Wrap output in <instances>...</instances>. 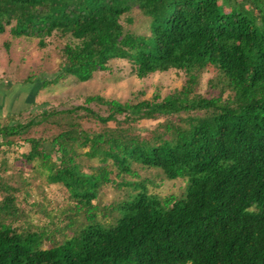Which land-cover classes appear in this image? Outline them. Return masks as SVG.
<instances>
[{
  "label": "trees",
  "instance_id": "1",
  "mask_svg": "<svg viewBox=\"0 0 264 264\" xmlns=\"http://www.w3.org/2000/svg\"><path fill=\"white\" fill-rule=\"evenodd\" d=\"M134 9L148 19L146 34L123 30L121 16L130 21ZM4 32L37 39L40 49L51 36L66 39L56 72L29 75L26 83L85 82L109 71L110 60H126L137 78L175 69L185 80L162 98L88 95L70 109L0 123V264H264V0H0ZM205 69L215 74L217 95L195 93ZM159 117L158 128L138 132L137 122ZM43 121L59 131L22 137ZM19 139L27 144L20 159L62 186L84 216L61 242L45 228L14 225L25 216L16 203L20 187L1 172ZM84 161L95 162L89 172ZM137 167L184 180V193H148ZM105 185L130 189L109 205L116 216L108 224L93 202Z\"/></svg>",
  "mask_w": 264,
  "mask_h": 264
},
{
  "label": "rangeland",
  "instance_id": "2",
  "mask_svg": "<svg viewBox=\"0 0 264 264\" xmlns=\"http://www.w3.org/2000/svg\"><path fill=\"white\" fill-rule=\"evenodd\" d=\"M125 16L122 15L120 18L124 31L136 34L147 33L148 19L138 9L131 12L130 21ZM45 40L47 46L40 49L37 47V39L14 38L8 32L0 34V123L5 124L10 120L24 123L34 115H38L42 109L57 111L70 109L83 104L84 98L88 95L98 94L104 99L131 103L151 99L154 95L162 98L180 89L185 80L184 73L175 69L137 78L130 71L131 66L126 60H110L109 71L95 73L94 77L85 82H79L69 76L46 87L42 86L39 79L26 83L25 79L29 75L49 78L64 62L60 50L66 39L51 36ZM214 76L211 69L202 71L198 76L195 93L206 97L217 95L219 88L214 82H210L211 79L215 81ZM228 95V92H224L221 99L225 100ZM89 106L92 110L105 115L103 106L95 103ZM78 112V114L82 113V111ZM119 118L121 119L122 116ZM163 120V117L144 119L137 122L136 127L141 129L138 131L140 134H144L148 130L158 128ZM79 122L87 129L98 130L97 124L92 120L79 119ZM58 131L57 125L43 121L31 126L22 137H50ZM17 144V149L14 147L15 152L7 153V171L1 172V179L5 183L12 187L16 185L20 187V191L16 194V203L25 216L14 225L30 224L34 226L32 229L45 228L54 242H61L85 223L84 216L74 210L73 201L69 199L62 186L48 183L44 175H39L35 168H31V164H26L20 159L19 155L26 152L27 144L22 139H19ZM34 164L36 162L32 163ZM94 164L93 161H84L82 168L85 172H89V166ZM137 173L140 179L148 180L146 182L148 193L159 197L174 195L176 198L184 193L185 181L180 178L164 180L158 170L139 167ZM125 178L131 179L129 176ZM129 192V187L125 186H103L98 192L97 199L93 201L101 208L97 212L98 220L107 224L112 222L116 213L110 211L109 205L126 199ZM104 207L107 213L105 216L100 213ZM48 246L49 242L44 241L43 247Z\"/></svg>",
  "mask_w": 264,
  "mask_h": 264
}]
</instances>
